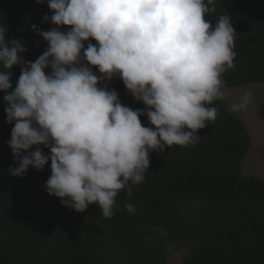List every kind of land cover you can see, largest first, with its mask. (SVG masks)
<instances>
[{"label": "clouds", "instance_id": "1", "mask_svg": "<svg viewBox=\"0 0 264 264\" xmlns=\"http://www.w3.org/2000/svg\"><path fill=\"white\" fill-rule=\"evenodd\" d=\"M47 4L52 14L44 20L55 26H32L48 45L34 62L22 55L28 51L23 42L6 38L8 27L0 25V91L6 121L14 122L8 144L17 165L8 173L23 176L29 166L43 169L50 160L49 195L78 212L96 204L110 219L118 194L131 196L132 186L145 180L151 152L192 146L200 141L198 130L215 122L212 105L226 99L222 76L235 67L237 32L228 15L215 24L206 18L216 12V0ZM14 65L21 73L13 87ZM114 77L145 107L125 106L107 86ZM252 99L246 90L228 111H244ZM34 145L50 151H29ZM124 207L135 214L132 203Z\"/></svg>", "mask_w": 264, "mask_h": 264}, {"label": "trees", "instance_id": "2", "mask_svg": "<svg viewBox=\"0 0 264 264\" xmlns=\"http://www.w3.org/2000/svg\"><path fill=\"white\" fill-rule=\"evenodd\" d=\"M46 14H52L47 0H0V25L8 27L6 38L27 47L25 60L34 62L48 46L32 27H54ZM220 15H228L237 32L235 67L223 74L225 86L264 87V0H216V12L206 18L215 24ZM11 71L14 87L20 65ZM93 71L99 75L95 66ZM107 86L125 106L145 107L119 77ZM4 94L0 91V264H168L172 243L188 249L180 264H264V179L241 171L251 137L238 114L228 111L227 100L214 102L217 118L198 130V143L151 152L145 180L132 186L131 196L126 190L118 194L119 208L108 219L96 204L78 212L47 193L50 160L43 169L29 166L23 176L8 173L17 165L8 144L14 122L6 121ZM258 115L264 120V100ZM140 119L148 126L145 115ZM37 147L50 151L43 145L29 151Z\"/></svg>", "mask_w": 264, "mask_h": 264}, {"label": "rangeland", "instance_id": "3", "mask_svg": "<svg viewBox=\"0 0 264 264\" xmlns=\"http://www.w3.org/2000/svg\"><path fill=\"white\" fill-rule=\"evenodd\" d=\"M252 90L253 99L246 110L238 112V116L246 125L251 146L241 163L244 174H252L264 179V120L258 115L259 105L264 100V87L260 83H247L237 87L224 85L226 99L229 103L238 101L240 95L246 90ZM168 264H180L187 255L188 249L183 245L168 244L166 248Z\"/></svg>", "mask_w": 264, "mask_h": 264}]
</instances>
